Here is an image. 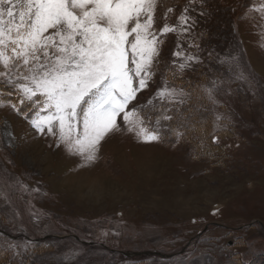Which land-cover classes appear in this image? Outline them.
<instances>
[{"label":"rangeland","instance_id":"374dc122","mask_svg":"<svg viewBox=\"0 0 264 264\" xmlns=\"http://www.w3.org/2000/svg\"><path fill=\"white\" fill-rule=\"evenodd\" d=\"M189 3L158 0L157 16L172 7L167 22L176 24ZM262 3L191 0V33L168 34L155 76L133 101L148 111L166 85L190 93L168 72L179 42L199 62L177 81L200 80L211 126L233 135L214 156L203 150L212 145L167 121L164 140L144 144L118 132L96 164L80 166L32 129L35 112L26 119L0 98V227L16 235L9 246L19 264H227L231 256L252 264L264 253V17L255 11ZM213 81L215 102L206 91ZM48 234L51 244L41 238Z\"/></svg>","mask_w":264,"mask_h":264},{"label":"snow or ice","instance_id":"6c2138e0","mask_svg":"<svg viewBox=\"0 0 264 264\" xmlns=\"http://www.w3.org/2000/svg\"><path fill=\"white\" fill-rule=\"evenodd\" d=\"M157 3L0 0V92L15 97L9 102L17 112L34 105L32 129L78 156L80 166L96 164L103 143L118 132L144 144L160 142L169 127L162 122L171 121L169 113L191 94L166 85L147 102L148 111L132 102L155 76L168 34H190L195 20L188 15L191 0L172 25L167 19L174 9L158 17ZM255 11L264 17V3ZM172 55L168 72L173 80L199 62L179 42ZM238 78L247 79L243 73ZM215 88L213 81L206 89L209 99ZM171 131L177 140L183 135Z\"/></svg>","mask_w":264,"mask_h":264},{"label":"trees","instance_id":"16d2710c","mask_svg":"<svg viewBox=\"0 0 264 264\" xmlns=\"http://www.w3.org/2000/svg\"><path fill=\"white\" fill-rule=\"evenodd\" d=\"M178 79L179 77L177 76V74H176L175 80L171 78L172 82H176V84H180L185 89H187V91H189L191 94V98L186 102V105L182 107L183 112L180 115L175 113V115L173 116V119L169 123L170 125L181 126V129H187V133L191 131V133L189 134L194 133V135L197 138H199V140H201L207 145H212L211 148L203 147V150L204 148L205 149L208 148V156L210 155L214 156L215 153L212 152L213 151L212 148L215 149L216 145L220 144L221 138L223 137L230 138L232 133L231 135L230 134L227 135V133L225 132L226 130H222L220 128H215V126H211L210 112L206 108H203V106L207 104L206 103L207 98H206V95L201 92L200 80L198 79L190 80L188 78L186 79V82H185V81H182L181 79L177 81ZM0 96L2 98H7L11 101H15V97L9 98L6 92H0ZM213 137H216L215 141H213ZM211 153H214V154H211ZM226 156H227V153L226 151H224L223 157H226ZM221 163H223V160L220 157L219 164ZM9 251H10L9 248L5 244L1 243L0 245V264H19V262H16V258L12 256ZM231 257L233 259L229 260L227 264H237V260L235 256H231ZM256 260H260L262 262L261 264H264V253L257 255L254 258L252 264H255ZM250 263H251V260L248 263H244V264H250Z\"/></svg>","mask_w":264,"mask_h":264}]
</instances>
